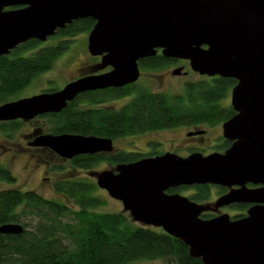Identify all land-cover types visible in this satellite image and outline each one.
Masks as SVG:
<instances>
[{"label":"water","instance_id":"obj_1","mask_svg":"<svg viewBox=\"0 0 264 264\" xmlns=\"http://www.w3.org/2000/svg\"><path fill=\"white\" fill-rule=\"evenodd\" d=\"M89 18L95 24L87 51L101 58L100 69L111 70L4 103L0 122L57 114L86 92L134 84L139 61L158 50L164 58L188 60L200 75L235 80V115L222 126L223 136L234 143L223 154L165 153L116 164L95 180L134 223L180 240L202 264H264V0H0V56L30 40L45 42L66 25ZM29 146L66 160L113 151L109 138L76 134L36 133ZM247 183L263 187L249 190ZM199 185L229 191L212 204L168 193ZM241 203L255 204L244 217H201ZM22 232L20 224L0 226V235Z\"/></svg>","mask_w":264,"mask_h":264},{"label":"trees","instance_id":"obj_2","mask_svg":"<svg viewBox=\"0 0 264 264\" xmlns=\"http://www.w3.org/2000/svg\"><path fill=\"white\" fill-rule=\"evenodd\" d=\"M89 19L72 22L58 30L54 44L30 40L8 55L0 56V105L17 100L38 75L50 70L55 60L68 49V44L79 33L93 28ZM30 52L23 56L21 52ZM161 59H145L141 68H157L165 64ZM233 79L201 80L187 83L184 94L171 95L142 89L136 84L118 90L107 89L79 95L57 114L37 118L48 121L44 133L98 136L116 140L145 132L171 129L200 123L216 124L229 115L231 107L219 102L235 84ZM45 92H54L48 89ZM134 94L117 110L101 106L113 100ZM228 115V116H226ZM20 120L0 122V132L8 133L18 127ZM138 153L118 152L107 156H78L72 166L88 170L101 161L112 165L135 162ZM60 168V167H59ZM0 180L15 182L14 176L0 165ZM54 189L71 202L74 208L46 199L34 191L0 190V226L20 224L19 235H0V264H141L147 261L167 260L173 264H202L189 256L188 248L161 229L134 223L129 214L97 212L103 201L94 196V182L59 181ZM192 190L188 198L196 203L207 202L211 186L199 185L169 190ZM236 208L244 210L242 206ZM203 219L215 217L208 212ZM244 217L235 215L232 219Z\"/></svg>","mask_w":264,"mask_h":264},{"label":"rangeland","instance_id":"obj_3","mask_svg":"<svg viewBox=\"0 0 264 264\" xmlns=\"http://www.w3.org/2000/svg\"><path fill=\"white\" fill-rule=\"evenodd\" d=\"M88 33L89 32H83L77 34V36L72 39L73 41L67 45L68 49L55 60L52 68L33 79L29 86L18 95L17 99L29 98L44 93L48 91V89H53L54 91L62 89L67 82L81 76L80 74L84 76L83 73L88 70L86 68L87 66H91L92 71H90V74L101 71L102 69L99 68L98 60L91 58L87 51ZM52 38L53 37L49 38L47 42L43 44H54L55 40ZM33 51L34 50L21 52L20 54L27 56ZM169 69L170 68L166 67L153 71L139 68L142 75L141 78L138 79L136 85L152 92H161L171 95L184 94V81L178 78L172 79L171 77H167V70ZM149 74L152 75L150 79L148 76ZM160 79H163V81H160ZM187 79L194 82L200 80L199 77ZM133 96L134 94L117 98L101 106L117 110L127 104ZM229 99L230 97L228 96L220 105L222 107L228 106ZM14 125L18 127L15 131L8 133L0 132V165L6 167L11 172L15 178V182L8 183L0 180V190L14 188L23 192L34 191L46 199L61 202L74 208L71 202L54 191L55 182L61 180L95 182L96 174L105 170L112 171L114 169L115 165L108 162H99L91 169L80 170L79 168L73 167L68 161H61L51 157L48 152L29 149L27 147L29 135H34V139L36 133L47 134L44 133L49 126L47 119L34 118L31 121H20ZM170 130L171 129L120 137L116 139L113 144L116 148V153H145L147 150L156 153H166L168 145L170 144L169 141L181 139L183 134L182 130L179 129L175 131ZM217 133V130H210L207 136L209 138H214ZM150 139H158V141L160 140L162 143L159 141L160 145L157 147L147 146L145 142ZM45 178H47V180H43ZM177 192L181 196L188 197L190 193H192V190H180ZM93 194L103 201V204L96 209L97 212L119 213L123 211L119 201L111 199L105 191L98 187ZM211 194H215V189H211ZM214 201L215 197L212 198L211 203L208 202L207 204H212ZM216 214H228L233 218L235 215L244 214V211L234 207L227 210H220V212L217 211ZM141 264L173 263L167 260H154Z\"/></svg>","mask_w":264,"mask_h":264},{"label":"flooded vegetation","instance_id":"obj_4","mask_svg":"<svg viewBox=\"0 0 264 264\" xmlns=\"http://www.w3.org/2000/svg\"><path fill=\"white\" fill-rule=\"evenodd\" d=\"M16 8H19V7H16ZM12 9H15V8H12ZM12 9L9 8V9H5V10H12ZM89 20H91L93 22V25L95 24V21L94 20H92L90 18H89ZM56 34H57V32L55 33V35ZM54 36H52V37H54ZM49 38H51V37H49ZM47 40L45 42H47ZM45 42H40V43H45ZM160 53H161L160 50H158L157 51V54L155 56L148 57V58H145V59H150V61H151L152 59H161L162 60V58H163L164 61H162V62H165V64H163L162 66L157 67V68H146V69L153 70L154 71V70H160V69H163V68H166V67L167 68H170L171 70L170 69L167 70V73H168V76L167 77H169V78L171 77L172 79L178 78L180 80H183L184 81V86H186L187 83H194V81H190V80L187 79V78H191V77H199L200 78L199 81L206 80V79H208L209 81H212L213 79H218L219 78L217 76H215V77H208V76H205V75H200L199 73L194 72L190 68L189 61L188 60L171 59V58L167 59V58H164L163 56H161ZM90 57L93 58V59H95V60L97 59L98 62L100 63V59H101L100 57H93L91 55H90ZM145 59H142V60H145ZM142 60H140L139 63ZM139 63H138V66H139V68H141V66H140ZM86 68L88 70L85 73H83L84 76L99 75V74L107 73V72H109L111 70L108 67V68L102 69L101 71H99L97 73L90 74L91 73L90 71H92L91 70V66H87ZM176 69H181L180 74H173V71L176 70ZM139 72H140V70H139ZM80 75L81 76L76 77L74 80H71V81L67 82L66 84H68V83H70L72 81H75L78 78L84 77V76H82V74H80ZM141 75H142V73H140L139 79L141 78ZM148 76H149V79H150V77L152 75L149 74ZM163 79H160V81H163ZM148 82H150V81H148ZM134 84H137V82L134 83ZM134 84H131V85H134ZM235 84H236V82H235ZM235 84L229 90L228 95L223 100H221L219 102V104H222L227 99V97L229 96L230 97L229 102H228L229 105L226 106V108L231 107V90L235 86ZM108 89L118 90L120 88H108ZM58 90H60V89H58ZM105 90H107V89H104V90H96V91H91V92H86V93H95L97 91H105ZM184 91H185V89H184ZM109 101H111V100H108L105 103H107ZM101 105H103V104H100L98 106H101ZM101 107H103V106H101ZM104 108H107V107H104ZM107 109H110V108L108 107ZM226 116H228V115H226ZM233 116L234 115H229L225 120H223V121H221L219 123H216L214 125L203 122V123H200V124H197V125L179 126V127H176L177 129L176 128H171L170 131H175V130H178L179 129V130H182L183 134H182L181 139H176V140H170L169 141L170 144L168 145V148H167L168 150H167L166 153L176 154L177 156H181V157H187V156H189L190 154H193V153H198V154H201L202 156H207V155H210V154H213V153L223 154L234 143V141L228 140V139H226L223 136L222 126H223V124L226 121H228ZM166 130L167 129L158 130V131H166ZM210 130H212V131L217 130L218 131V133L215 135L214 138H212V137L209 138L207 136ZM152 132H156V131H152ZM33 136L34 135H29L28 136L27 147L29 149L41 150L42 152H46V153L48 152V154L51 157H53L55 159H58V160H61V161H68V163H70L72 165V161H73L74 158L71 159V160H66V159H63V158L59 157L57 154H55L54 152H52L51 150H49L47 148H40V147H31V146H29V143L33 140ZM112 141L114 143L115 140H112ZM159 141H158V139H150V140L146 141L145 144L147 146L157 147V146L160 145V142L161 141L160 142ZM115 153H116V148H115V146L113 144V151L111 153H109V154L108 153H98V154L84 155V156H100V157H102V156H107V155L115 154ZM138 154H139L138 159L135 160V161H138V160L143 159V158H152V157L159 156V155H162V154H165V153H156V152H151L150 150H147L145 153L144 152L143 153L141 152V153H138ZM101 162H106V161L103 160ZM43 180H47V178H45ZM61 181H70V180H61ZM57 182H59V181H57ZM94 183L96 184V180H95ZM209 186H211V185H209ZM245 187H246V189H249V190H256V189L262 188L263 186L261 184L247 183L245 185ZM238 188L239 187H237V186H233L232 187V189H238ZM211 189H215V194H211L209 200L207 202H205V203H208V202L211 203L212 202V198H214V197H215V201H216L220 196L224 195L225 193H227L229 191V188L222 187V186H211ZM56 193L59 194L58 192H56ZM173 193H178V192L176 190ZM60 195H62V194H60ZM254 205H255L254 203L232 204L230 206L220 208L218 210V212H220V210H227V209H231V208H234V207L236 208L237 206H242L244 208L243 211H244V216H245L247 210L250 207L254 206ZM208 213L217 216L216 212H208Z\"/></svg>","mask_w":264,"mask_h":264}]
</instances>
